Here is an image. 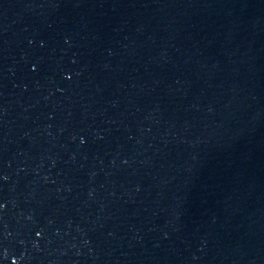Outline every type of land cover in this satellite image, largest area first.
<instances>
[{
  "label": "water",
  "instance_id": "obj_1",
  "mask_svg": "<svg viewBox=\"0 0 264 264\" xmlns=\"http://www.w3.org/2000/svg\"><path fill=\"white\" fill-rule=\"evenodd\" d=\"M0 264H264V0H0Z\"/></svg>",
  "mask_w": 264,
  "mask_h": 264
}]
</instances>
